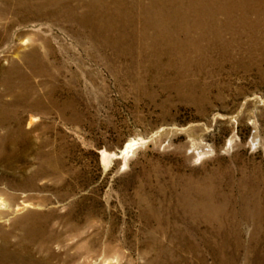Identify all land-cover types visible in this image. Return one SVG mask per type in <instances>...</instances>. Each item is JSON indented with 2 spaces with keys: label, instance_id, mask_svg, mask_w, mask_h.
<instances>
[{
  "label": "rangeland",
  "instance_id": "obj_1",
  "mask_svg": "<svg viewBox=\"0 0 264 264\" xmlns=\"http://www.w3.org/2000/svg\"><path fill=\"white\" fill-rule=\"evenodd\" d=\"M246 55L257 63L264 58ZM232 62L207 63L199 74L186 75L193 81L180 89L191 91L187 97L173 82L174 69L148 67L131 54L106 60L98 50L83 64L92 69L91 78L79 67L72 80V64L55 79L78 94L80 112L17 107L30 137L16 148L24 158L8 172L30 173L40 161L48 163L49 151L61 161L32 194L50 198L39 207L53 209L67 242L79 245L72 264H216L207 240L216 225L197 224L179 205L194 183L212 184L221 221L247 244L264 240V82H256L258 64L235 71ZM132 139L140 143L128 156L103 162L102 149L120 152ZM70 223H77L72 238L65 231Z\"/></svg>",
  "mask_w": 264,
  "mask_h": 264
},
{
  "label": "bare ground",
  "instance_id": "obj_2",
  "mask_svg": "<svg viewBox=\"0 0 264 264\" xmlns=\"http://www.w3.org/2000/svg\"><path fill=\"white\" fill-rule=\"evenodd\" d=\"M0 47L5 85L0 94V264H72L80 257L79 245L67 242L53 209L39 207L50 198L35 200L32 194L40 178L59 171L61 161L49 151L48 163L40 161L20 177L9 174L24 158L16 148L30 137L17 107L60 115L80 112L78 94L66 92L55 79L72 64L77 67L72 80H78L79 67L91 78L92 69L83 64L95 60L98 50L106 60L131 54L148 67L174 69L179 93L183 85L190 89L193 84L186 75L199 74L207 63L223 67L228 60L235 71L258 64L256 82L263 83L264 58L257 63L246 53L264 55V0H0ZM181 94L190 97L191 91ZM139 143L129 140L120 152L102 149L103 162L128 156ZM193 186L181 194L179 205L185 215L197 217V224L216 225L207 239L216 264H239L241 257L243 264H264V240L247 244L234 226L221 221L209 192L212 184ZM76 224L67 225L69 238Z\"/></svg>",
  "mask_w": 264,
  "mask_h": 264
}]
</instances>
